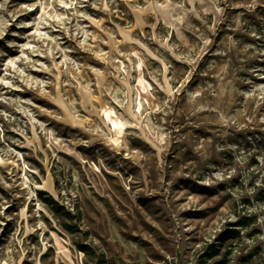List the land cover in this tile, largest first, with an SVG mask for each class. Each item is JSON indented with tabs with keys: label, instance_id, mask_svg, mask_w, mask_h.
I'll list each match as a JSON object with an SVG mask.
<instances>
[{
	"label": "rangeland",
	"instance_id": "rangeland-1",
	"mask_svg": "<svg viewBox=\"0 0 264 264\" xmlns=\"http://www.w3.org/2000/svg\"><path fill=\"white\" fill-rule=\"evenodd\" d=\"M166 1L0 0V264H264V0Z\"/></svg>",
	"mask_w": 264,
	"mask_h": 264
},
{
	"label": "bare ground",
	"instance_id": "bare-ground-1",
	"mask_svg": "<svg viewBox=\"0 0 264 264\" xmlns=\"http://www.w3.org/2000/svg\"><path fill=\"white\" fill-rule=\"evenodd\" d=\"M161 11L166 14L168 16L169 19H172L173 21L171 22L172 26H174L175 28L177 27V21H180L183 16L185 15V11L182 10L181 7L179 6H176L172 3H170L169 0L166 1L165 5H161ZM170 10H174L175 11V14L174 15H171L169 14L168 12ZM164 21H165V17L163 18Z\"/></svg>",
	"mask_w": 264,
	"mask_h": 264
}]
</instances>
